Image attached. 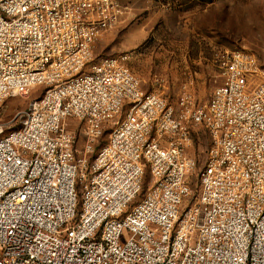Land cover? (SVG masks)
Listing matches in <instances>:
<instances>
[{
	"label": "built area",
	"instance_id": "1",
	"mask_svg": "<svg viewBox=\"0 0 264 264\" xmlns=\"http://www.w3.org/2000/svg\"><path fill=\"white\" fill-rule=\"evenodd\" d=\"M125 13L119 0H0V105L44 87L0 138V264H264L263 64L225 52L223 83L206 102L185 91L177 115L120 57L92 63ZM190 126L211 140L196 195Z\"/></svg>",
	"mask_w": 264,
	"mask_h": 264
},
{
	"label": "rangeland",
	"instance_id": "2",
	"mask_svg": "<svg viewBox=\"0 0 264 264\" xmlns=\"http://www.w3.org/2000/svg\"><path fill=\"white\" fill-rule=\"evenodd\" d=\"M133 7L130 33L126 38L103 36L95 45L92 63L104 56L120 57L141 81L145 93H156L173 105L177 115L179 97L189 91L197 102L209 100L213 89L223 83L219 58L225 52L246 49L264 66V0H119ZM91 65V64H90ZM89 70V67L86 68ZM44 87L26 97H11L0 105V138L23 121L29 103ZM124 114L113 115L110 127ZM77 147L84 144L81 124L74 121ZM108 128L100 141L108 138ZM186 152L196 160L191 173L194 195L198 172L204 166L210 135L201 126H190ZM147 170L141 194L150 186Z\"/></svg>",
	"mask_w": 264,
	"mask_h": 264
},
{
	"label": "crops",
	"instance_id": "3",
	"mask_svg": "<svg viewBox=\"0 0 264 264\" xmlns=\"http://www.w3.org/2000/svg\"><path fill=\"white\" fill-rule=\"evenodd\" d=\"M125 9H126V13L123 16V18L121 19L120 23L114 29L107 32L105 34V36L103 37L104 39L112 40L116 36H118L119 38L122 37L124 39L130 33L131 28H132L130 22L133 19V17H132L133 7L125 6Z\"/></svg>",
	"mask_w": 264,
	"mask_h": 264
}]
</instances>
